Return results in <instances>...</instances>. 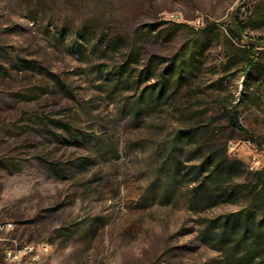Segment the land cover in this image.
Here are the masks:
<instances>
[{"label":"rangeland","instance_id":"obj_1","mask_svg":"<svg viewBox=\"0 0 264 264\" xmlns=\"http://www.w3.org/2000/svg\"><path fill=\"white\" fill-rule=\"evenodd\" d=\"M180 48L192 66L143 101ZM225 147L243 165L194 199ZM257 150L264 0H0V264L14 241L46 244L41 264H264V239L205 237L251 202Z\"/></svg>","mask_w":264,"mask_h":264},{"label":"trees","instance_id":"obj_2","mask_svg":"<svg viewBox=\"0 0 264 264\" xmlns=\"http://www.w3.org/2000/svg\"><path fill=\"white\" fill-rule=\"evenodd\" d=\"M237 29L244 28L242 21L234 22ZM240 27V28H239ZM229 31L233 33L234 30L229 28ZM185 51L180 48L176 54L171 57L165 58L167 65L159 73V79L146 87L141 95V99L144 101H158L161 95L167 91L171 79L179 73V77L182 76V72L192 66V59L184 60ZM246 68L249 70L251 67H256L255 62L251 58H248ZM148 69V77L151 70ZM179 80V78H178ZM229 122L235 131L249 135L246 128L239 121L238 113L236 109L232 108L228 112ZM243 165L238 160H232L227 155L226 147L222 152L211 153L207 155L199 164L194 166L196 181H199L194 187L193 197L194 199L210 200L211 195L217 192L216 185L223 176H227L231 179L237 169V165ZM255 180V185L249 189L252 195L251 202L244 208L219 216L212 221V225L209 230H206V238L216 239L220 242H227L230 238L237 236L236 246H242L241 251L248 253L253 245L260 247L262 239H264V219H257V213L254 205L260 200L262 193H264V169L252 172ZM261 187V188H260ZM259 188V190H258ZM259 193H258V192Z\"/></svg>","mask_w":264,"mask_h":264},{"label":"built area","instance_id":"obj_3","mask_svg":"<svg viewBox=\"0 0 264 264\" xmlns=\"http://www.w3.org/2000/svg\"><path fill=\"white\" fill-rule=\"evenodd\" d=\"M230 150L234 149L233 141L229 142ZM251 170L264 169V150H257L250 162ZM11 227L12 224H7ZM12 246V258L6 262L13 264H23V260H31V264H41L45 256L49 253V250H42L40 247V241H24L16 242L9 245ZM165 264V263H160Z\"/></svg>","mask_w":264,"mask_h":264},{"label":"bare ground","instance_id":"obj_4","mask_svg":"<svg viewBox=\"0 0 264 264\" xmlns=\"http://www.w3.org/2000/svg\"><path fill=\"white\" fill-rule=\"evenodd\" d=\"M40 247L42 250H48L46 244H40ZM10 258H12V246H8L4 249V260L8 261ZM25 264H31V260H26Z\"/></svg>","mask_w":264,"mask_h":264}]
</instances>
